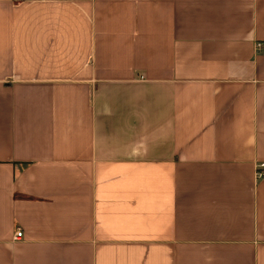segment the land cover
Wrapping results in <instances>:
<instances>
[{
	"label": "crops",
	"instance_id": "obj_1",
	"mask_svg": "<svg viewBox=\"0 0 264 264\" xmlns=\"http://www.w3.org/2000/svg\"><path fill=\"white\" fill-rule=\"evenodd\" d=\"M261 163L264 0H0V264H264Z\"/></svg>",
	"mask_w": 264,
	"mask_h": 264
},
{
	"label": "built area",
	"instance_id": "obj_2",
	"mask_svg": "<svg viewBox=\"0 0 264 264\" xmlns=\"http://www.w3.org/2000/svg\"><path fill=\"white\" fill-rule=\"evenodd\" d=\"M256 179L261 180L264 178V163H261L259 165H256ZM15 240H20L22 238V232L17 229L14 234Z\"/></svg>",
	"mask_w": 264,
	"mask_h": 264
}]
</instances>
